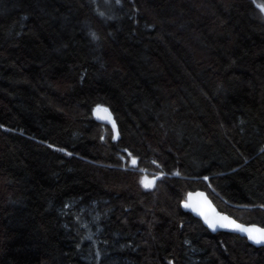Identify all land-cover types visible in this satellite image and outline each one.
Instances as JSON below:
<instances>
[{
  "label": "trees",
  "instance_id": "trees-1",
  "mask_svg": "<svg viewBox=\"0 0 264 264\" xmlns=\"http://www.w3.org/2000/svg\"><path fill=\"white\" fill-rule=\"evenodd\" d=\"M198 190L264 228L254 0H0V264H264Z\"/></svg>",
  "mask_w": 264,
  "mask_h": 264
},
{
  "label": "water",
  "instance_id": "water-1",
  "mask_svg": "<svg viewBox=\"0 0 264 264\" xmlns=\"http://www.w3.org/2000/svg\"><path fill=\"white\" fill-rule=\"evenodd\" d=\"M98 109L100 111H98ZM104 108H97L95 110V116L98 121L100 122H111V116L109 112ZM117 139V136L114 140ZM185 204H188L189 207H185ZM182 209L188 211L192 214V216L198 219L202 225L212 234L217 232H225L230 234H236L240 237H245L247 242L252 245L253 247L259 248L264 247V243H255L254 241L248 238V235L245 232L236 230L234 225L230 222H234L236 225H241L246 228H258L264 229L258 225L254 224H243L232 218L231 216L219 212L216 206L213 204L211 199L207 196L204 191H192L189 192L186 196V201L182 203ZM207 220L213 221L215 223V227H209V223L206 222ZM227 225L222 227L221 225Z\"/></svg>",
  "mask_w": 264,
  "mask_h": 264
},
{
  "label": "snow or ice",
  "instance_id": "snow-or-ice-1",
  "mask_svg": "<svg viewBox=\"0 0 264 264\" xmlns=\"http://www.w3.org/2000/svg\"><path fill=\"white\" fill-rule=\"evenodd\" d=\"M261 10L264 11V5H261ZM98 111H100L98 109ZM106 112V110H104ZM147 186V185H145ZM185 207H189L188 204H185ZM206 222L209 223V227H215V223L213 221L207 220L206 218ZM234 225L236 230L245 232L248 235V238L252 241H254L255 243H264V229H258V228H246L243 227L241 225H236L234 222H230ZM222 227L227 226V225H221Z\"/></svg>",
  "mask_w": 264,
  "mask_h": 264
},
{
  "label": "rangeland",
  "instance_id": "rangeland-1",
  "mask_svg": "<svg viewBox=\"0 0 264 264\" xmlns=\"http://www.w3.org/2000/svg\"><path fill=\"white\" fill-rule=\"evenodd\" d=\"M254 2H255V4H256V6L260 9V11L262 12V14H263V16H264V11H262L261 10V5H264V4H262L261 2H259V1H257V0H254Z\"/></svg>",
  "mask_w": 264,
  "mask_h": 264
}]
</instances>
